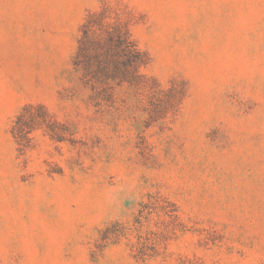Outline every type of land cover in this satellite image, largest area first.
Returning a JSON list of instances; mask_svg holds the SVG:
<instances>
[{"label": "rangeland", "instance_id": "rangeland-1", "mask_svg": "<svg viewBox=\"0 0 264 264\" xmlns=\"http://www.w3.org/2000/svg\"><path fill=\"white\" fill-rule=\"evenodd\" d=\"M103 2L131 82L72 65ZM0 264H264V0H0Z\"/></svg>", "mask_w": 264, "mask_h": 264}, {"label": "trees", "instance_id": "trees-1", "mask_svg": "<svg viewBox=\"0 0 264 264\" xmlns=\"http://www.w3.org/2000/svg\"><path fill=\"white\" fill-rule=\"evenodd\" d=\"M109 9L110 5L103 2L99 10L89 11L85 15L80 24V35L72 56V65L76 69L82 68L85 72H92L96 81L102 77H111L120 82H131L137 78V69L146 63V59L124 25L118 21L115 27L108 28L112 18ZM95 31L97 35L93 34ZM33 120L53 124L44 105L25 104L12 121L11 132L16 140L28 137V133L35 128ZM148 203L143 206L147 213L148 209L151 210ZM143 217L144 212L141 210L135 226L142 225ZM138 236H141L140 233Z\"/></svg>", "mask_w": 264, "mask_h": 264}]
</instances>
